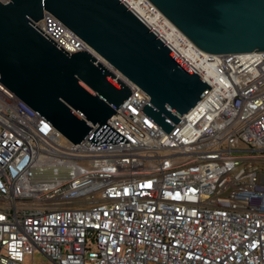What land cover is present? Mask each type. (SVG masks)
I'll return each instance as SVG.
<instances>
[{
    "label": "built area",
    "instance_id": "obj_1",
    "mask_svg": "<svg viewBox=\"0 0 264 264\" xmlns=\"http://www.w3.org/2000/svg\"><path fill=\"white\" fill-rule=\"evenodd\" d=\"M119 1L211 90L167 134L102 58L132 95L107 122L128 143L95 147L99 124L75 145L0 82V264H264V51L206 53L151 1ZM32 23L98 55L46 11Z\"/></svg>",
    "mask_w": 264,
    "mask_h": 264
},
{
    "label": "water",
    "instance_id": "obj_2",
    "mask_svg": "<svg viewBox=\"0 0 264 264\" xmlns=\"http://www.w3.org/2000/svg\"><path fill=\"white\" fill-rule=\"evenodd\" d=\"M199 49L264 51V0H149ZM45 11L147 93L141 112L169 134L211 90L119 0L0 2V82L73 144L128 143L107 122L132 95L93 54L67 53L32 21Z\"/></svg>",
    "mask_w": 264,
    "mask_h": 264
},
{
    "label": "rangeland",
    "instance_id": "obj_3",
    "mask_svg": "<svg viewBox=\"0 0 264 264\" xmlns=\"http://www.w3.org/2000/svg\"><path fill=\"white\" fill-rule=\"evenodd\" d=\"M27 264H51L41 253L36 252L33 259L27 258Z\"/></svg>",
    "mask_w": 264,
    "mask_h": 264
},
{
    "label": "bare ground",
    "instance_id": "obj_4",
    "mask_svg": "<svg viewBox=\"0 0 264 264\" xmlns=\"http://www.w3.org/2000/svg\"><path fill=\"white\" fill-rule=\"evenodd\" d=\"M95 56L98 58V60L105 66H108L107 63L101 58L99 57L98 55L95 54Z\"/></svg>",
    "mask_w": 264,
    "mask_h": 264
},
{
    "label": "snow or ice",
    "instance_id": "obj_5",
    "mask_svg": "<svg viewBox=\"0 0 264 264\" xmlns=\"http://www.w3.org/2000/svg\"><path fill=\"white\" fill-rule=\"evenodd\" d=\"M0 219H3V217H0Z\"/></svg>",
    "mask_w": 264,
    "mask_h": 264
}]
</instances>
